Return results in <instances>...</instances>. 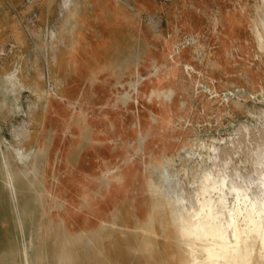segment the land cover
<instances>
[{
    "label": "rangeland",
    "instance_id": "374dc122",
    "mask_svg": "<svg viewBox=\"0 0 264 264\" xmlns=\"http://www.w3.org/2000/svg\"><path fill=\"white\" fill-rule=\"evenodd\" d=\"M60 2L0 0V73L37 71L42 88L24 78L12 96L16 102L0 94V249L12 247L5 261L176 264L184 253L175 227L161 209L163 194L149 189V179L160 183L154 158L172 156L179 169L182 147L197 152L201 142L225 139L228 153L220 159L237 164L251 162L264 145V48L256 36L264 39L258 25L264 4L71 0L61 12ZM72 4L80 15L74 50L67 43ZM59 24L57 45L66 54L55 63L32 33ZM118 33L121 49H115ZM166 101L171 108L161 123ZM7 143L25 151L31 146L30 160L40 170L35 180L30 174L14 182V201L3 182ZM149 215L157 221L154 236L139 229Z\"/></svg>",
    "mask_w": 264,
    "mask_h": 264
},
{
    "label": "bare ground",
    "instance_id": "6f19581e",
    "mask_svg": "<svg viewBox=\"0 0 264 264\" xmlns=\"http://www.w3.org/2000/svg\"><path fill=\"white\" fill-rule=\"evenodd\" d=\"M262 2L264 4V0ZM70 7L71 0H61V12L70 10ZM79 19L80 15L73 10L72 4V20H74V24L67 41L72 50L80 44ZM258 25L264 29V18L258 20ZM61 30L62 25L59 24L56 29H48L44 33L41 31L32 33L33 36L44 42L48 49L52 51V59L55 63H59L60 59L66 54V46L62 43L57 45L58 39H61L62 36ZM260 33L256 31L258 47L262 49L264 48V39ZM13 34L16 40H20L21 36L18 30H15ZM116 48L121 49V44L116 45ZM37 75L40 77L37 71L36 74L33 72L32 74H26L24 77L22 73L19 75L16 68L4 70L3 73H0V94H4L5 97L10 96L12 101L16 102L12 96L18 90L24 88V78L34 82L37 90L40 91L42 88ZM15 107L19 108L17 103ZM170 108V103L167 101L163 102L160 110L161 123L170 112ZM76 115H78L77 112ZM75 125L77 126V124ZM243 128L249 134L245 125ZM139 130L141 131L140 127ZM19 138L20 134L15 140L17 141ZM34 139L40 144L38 136L35 135ZM226 142L225 139L208 145L201 142L198 145L200 151L197 152L192 148L182 147L181 151L184 155H177L180 162L179 169L174 168L172 156L163 154L159 159L154 158L153 167L159 176L160 183L157 185L153 180L149 179V189L153 194L156 192L163 194L164 203L161 209L167 208L175 227L179 245L184 253L176 264H264V145L262 144L263 146L258 147V151L252 149L254 154L251 162L248 159L249 165H251L250 169H248V166L245 165V163L248 164V161L243 160L235 164L231 163L229 158L228 160L220 159L221 156L228 153ZM5 150L7 152L1 155L2 167L5 169L3 182L14 201V182L21 178L28 180L30 174L35 180L39 178L40 170L37 162L30 160L31 155H33L31 146L28 151H25L7 143L5 144ZM89 160L93 161L94 158ZM193 163L195 165H191ZM13 164H15L14 167ZM179 171H182L183 174H179ZM117 176L123 179L126 175L122 177L118 174ZM157 207V204L154 203L153 208ZM156 222V219L149 215L139 229L148 236H154L153 230ZM158 224L162 226L163 223L159 221Z\"/></svg>",
    "mask_w": 264,
    "mask_h": 264
},
{
    "label": "crops",
    "instance_id": "0c3cea01",
    "mask_svg": "<svg viewBox=\"0 0 264 264\" xmlns=\"http://www.w3.org/2000/svg\"><path fill=\"white\" fill-rule=\"evenodd\" d=\"M91 2L94 5H97V6L98 5L101 6V5L104 4V0H91ZM100 11L101 10H99V12ZM79 21H80V19H79ZM116 38H117V41H118L117 45H119L120 44V41H121V38H122V34L121 33H118L116 35ZM79 42H80V39H79ZM10 252H12V247L11 248L10 247H8V248L5 247L3 249H0V256H1V258H3L2 260H0V264H8V263H6L5 259L8 258V255H9Z\"/></svg>",
    "mask_w": 264,
    "mask_h": 264
}]
</instances>
